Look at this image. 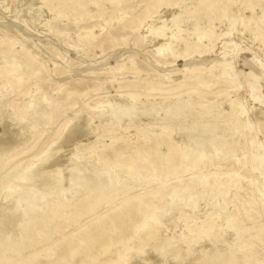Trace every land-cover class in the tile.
Wrapping results in <instances>:
<instances>
[{"label":"rangeland","instance_id":"1","mask_svg":"<svg viewBox=\"0 0 264 264\" xmlns=\"http://www.w3.org/2000/svg\"><path fill=\"white\" fill-rule=\"evenodd\" d=\"M192 2L171 0L168 5H163L165 8L162 6V9L157 11L158 13H151L148 8L149 0H118L115 4L103 1L100 8L88 4L84 7L82 14H70L68 9H61L57 5L58 1L52 3V11L49 12L45 6L46 0H0V124H2L0 125V138L4 129L3 125L9 132L14 133L16 139L18 138L15 141L16 145L10 151L12 155L27 148L35 136L39 138L38 147L23 154L14 163L8 164L9 166L7 165L4 170L0 168V241L9 236L12 238V243L18 245L21 230L26 223L23 219L20 221L19 213L13 214L16 205L15 198L6 200L5 192L9 186L19 185L20 189L16 194L31 188L35 190L36 196L49 194L46 203H60L59 200H65V203L75 204L89 194L87 193L89 187L95 183L92 182L93 179L96 182L105 183L100 173L102 169L106 171V168L102 162L98 161L99 153L103 154L106 160H112L113 156L120 155L129 158L134 153L141 161H144L145 152L152 151L147 159L151 162L150 170L146 167L139 173L145 179L143 182H137L134 186L125 183L123 187H115L110 201H102L94 213L78 217L77 224H70L61 234H53L51 238L34 248L20 249L15 256H28L31 251L39 256L41 250L43 251L48 246L47 243L56 242L62 236L85 229L84 225L94 215L102 214L107 208H115L125 200L145 196L147 192L145 188L151 181V174L158 179L155 183L157 185L164 182L177 191L184 187L187 188L186 192L182 193L174 203L160 198V194L166 195L171 190L170 188L163 189L157 196L154 203L158 205V210L163 214L158 228L153 229L148 226L143 238L135 235L134 228L132 229L135 232H133L134 235L129 236L131 230L125 233L123 222H120L117 228L110 227L107 222L102 230L107 233L106 238L112 243L107 246V250H104L106 253L102 252L101 247L96 246L92 250V256H95L93 260L84 263V261H79L80 257H77L75 264H123L120 255L127 256L126 264H188L186 263L187 258H177L171 255V249L179 250L180 246L183 250L179 251L183 254L188 252L190 254V251H194L190 257L195 258L197 255L196 258L202 256L206 258L213 253H222L227 248L238 244L240 236L255 239L262 232L264 212L259 209V203L261 198L264 200L263 180L257 171L248 170L245 164L254 161L264 152V135L260 130V128L264 129V69L257 64V60H264V46L260 41L254 40L257 28L253 20L244 29L238 25L236 31L234 29L229 37L242 49L235 59L228 54L221 55L223 51H227L223 49V43L226 40H218L211 52L206 55L193 54L184 59V48L177 44L171 36L174 32L173 37H176L180 31L178 34L181 37L193 39L192 36H188L193 29V20L190 18L196 0ZM183 6H187L181 17L183 20L173 23L172 15H177ZM254 6L257 20L261 16L262 9L260 3L255 2ZM239 8L243 16H250L249 10L242 6H238ZM57 10L60 11L57 12ZM52 15L59 17L55 21V27L49 29L47 23ZM216 15L211 22L202 20L201 26L205 28L210 26L214 35H220L226 32L229 24L225 18L219 20L220 13ZM165 25L167 28L170 27V30L163 32L159 28ZM9 39H16L17 43L11 45ZM168 44L173 48L172 54L164 53L165 64L156 63V50L161 47L166 48ZM29 54L33 57L35 64L33 66H28L29 62L26 57ZM224 62H234L233 81L227 82L220 76L223 68L221 65ZM5 64L20 67L21 77L4 76L1 71ZM202 73L206 75L204 80L208 78L206 79L207 89L198 88L197 83H193ZM248 73H253L257 77V86L261 94L258 102L253 98L247 99L244 91L241 90L240 83L242 84L246 77L242 75ZM177 85H180V88H177ZM194 87L198 89V92L207 93V95L200 97L198 92H194ZM152 88H154L153 91L150 90ZM175 88L177 90H174ZM186 92H192V94L183 95ZM217 93H221L220 96L216 97ZM129 94L139 95L136 102L138 107L135 105L133 110L134 115L132 113L117 121L115 117L112 119L113 116L106 115L107 110L104 107H97L98 103L110 102L116 104L118 109L124 110L130 105L127 99ZM181 96L183 102L190 103H188L189 109L181 119L174 118L176 113L173 112L172 118L175 121H165L164 109L169 108L173 101H179L180 104ZM236 99L245 102V105L247 104L250 108L247 118L250 123L252 122L253 130H258V136L255 131L252 132L255 135L251 134L256 137L254 140L250 133H244L246 135L242 136L238 133L228 137L227 143L235 147L230 153L222 151L215 153L214 149L207 145L204 152L209 158L205 165L199 167V177L205 178L207 185L203 191L196 190L193 184L195 179L193 168L181 166L175 170L171 167L167 161L168 147L163 144V140L168 138L173 146L184 148L185 153L192 151L195 145L194 140L199 137L200 133L198 126L196 127V123L200 121L197 117L203 116L197 105L199 106L202 102L212 108L210 109L212 115H209V119L212 118L210 120L206 118L202 121L203 124L212 125L213 132L210 135H222L220 131H222L224 121L232 114L235 115L237 111L233 105H230L229 100L236 101ZM50 104L55 107L53 112L60 110L61 114L56 119L54 117L52 126L46 127V121L39 119V114L41 107L48 109ZM28 105L39 106L37 108L39 110L28 112L26 111ZM88 108L90 113L87 112ZM215 113H220V117H214ZM22 115L25 116L23 120L20 119ZM189 116L196 120L193 121ZM217 126L220 131L218 128L216 130ZM45 127L47 129L44 131ZM68 129L73 130L74 135L66 138ZM110 131L113 138H100L103 133H110ZM245 139L253 144L248 145L250 143ZM156 142L158 145L152 149V144ZM138 144H142L146 149L135 151V146ZM259 145H262V148L258 149ZM180 154L181 152L178 155ZM15 163L21 164L23 169L27 167H24L25 164H29L28 172L31 176L27 177L24 183L16 176L10 177L9 171ZM78 164L80 167L84 166V170L87 169L89 176L85 177L86 180L88 179L87 182L81 180V183L80 172L72 169ZM89 168H92L91 170L95 173ZM98 170L100 171L97 172ZM58 172V176L62 178L59 183L56 175ZM231 173H237L245 178L241 179L237 188L229 185L226 175ZM42 177L45 181L42 182L43 184L40 182ZM124 177L127 183L133 181L130 179L131 176L125 175ZM248 180L251 181L250 184ZM84 181L87 184H83ZM89 181L92 182L90 185ZM86 187H88L87 190ZM251 187L255 190L253 195L249 193ZM223 192L226 194L222 195ZM187 200H191L195 210L182 206ZM217 202L224 203V211L220 212L218 207L216 208ZM25 205V202L21 203V207ZM68 211L63 210L56 221L62 223ZM41 213V209L37 208L31 212L30 216L40 217ZM226 213L236 220L238 235L236 237L232 235L224 218L223 220L217 218L218 215H226ZM180 215H182L181 218H179ZM193 217H195V222H192ZM217 224L220 228L213 227ZM187 230L191 231L190 234H187ZM209 230L215 234L206 237L204 233ZM119 235L128 242L123 245L117 244ZM181 235L188 236L189 239H198V241L192 244L193 246H190L192 249L188 251L185 245H175L174 239ZM128 236L129 239H127ZM164 240L168 241L165 242L163 248L154 251L155 244ZM140 241H143L144 246L138 250ZM170 243L174 244L173 248ZM80 244L84 246L85 243ZM253 245L258 248L262 247L260 243ZM49 262L52 263V261Z\"/></svg>","mask_w":264,"mask_h":264},{"label":"bare ground","instance_id":"2","mask_svg":"<svg viewBox=\"0 0 264 264\" xmlns=\"http://www.w3.org/2000/svg\"><path fill=\"white\" fill-rule=\"evenodd\" d=\"M46 1H47V3L45 4V6L47 7L46 9L49 12L52 11V3L54 1H58L57 5L60 6L61 9H65V8L68 9L70 11V14H77V13L82 14L84 7L88 4H93V6L95 5L96 7L100 8L103 1L110 2L113 4L118 2V0H46ZM189 1L192 2L193 0H189ZM170 2H171V0H149L148 8L151 11V13L157 12L163 5H168ZM255 2L260 3L261 9H262L261 16L259 17V19L257 18V20L255 19L256 15L254 12ZM238 6H240V7L242 6V7H244V9L249 10V12L251 13L250 16L249 17L243 16L242 10L240 8L238 9ZM163 7L165 8V6H163ZM186 7L187 6H183L177 15H174V16L172 15V17H173L172 22L173 23L178 22L179 20L180 21L183 20V18H181V17L183 16V13H184ZM59 11L57 10V12H59ZM189 12L190 11H188V13ZM217 13H220L219 20L221 18H225V19H227L228 24H229L228 28H226V32L221 33L220 35H214L212 28L210 26H208V28L201 26L202 20H208L211 22V20L214 19L213 17ZM63 14H62V16H63ZM238 14L240 15L239 17H238ZM58 17H59L58 15H54V16L52 15L51 20L47 23V27L49 29L55 27V21L57 20ZM190 19L193 20V29H192L191 34L188 33V36L189 35L192 36L193 39H186L184 37H181V35L178 34V33H180V31L177 33L176 37H173L174 32L172 31L173 33L171 36L175 42L177 41V44L181 45L184 48V51H185L184 52L185 55L183 56L184 59L192 56L193 54L194 55L197 54V55L201 56L204 54L206 55V53H210L211 50L214 48L215 43L218 40H226L223 43V49L227 50V51H223V53H221V55L225 56L228 54V55H231L233 59H235L236 56L242 52V49H241V47H239V45L232 42V40H230L229 37H230V35H232V32L234 29H235L234 31H236V27L238 25H240L241 28L244 29L253 20H255V24H256L255 27L257 28V30H255L254 40L260 41L264 46V0H196V4L193 8ZM168 28L165 25V26H161L159 29L161 31L165 32V31L170 30V27H168ZM245 31L246 30H244V32ZM250 35H252V34H250ZM171 37H169V38H171ZM161 39L163 40V38H161ZM165 39H166V37H165ZM16 41H17L16 39H9V43L11 45H15L17 43ZM164 41L167 42V40H164ZM205 43H206V45H205ZM172 49L173 48H171L170 44H168L166 46V48L165 47L158 48L155 52L156 63L165 64L166 62H165V54L164 53L169 52L170 54H172ZM26 59L29 62L28 66L35 65L34 61H33V57L30 54L26 57ZM233 64H234V62H232V63L224 62L221 65L223 68H222V73H220V76L223 79H225V81H227V82L233 81V77H234V75H233V69H234ZM257 64L261 69H264V60H261V61L257 60ZM19 68L20 67H13V65H11V64H5L4 67L2 68L1 73L4 76H8V77L9 76L12 77L15 75L21 77L22 72ZM205 76L206 75L202 73V75L196 77V79L193 83H197L198 88L202 87V88L207 89L208 86H207L206 79H208V78H206L204 80ZM242 76H244V77L246 76L244 78L243 83L242 84L240 83V87L242 86L241 90L244 91L245 97L247 99L253 98L256 102H258L260 100L259 98H260L261 94H260L259 88L257 86V77L253 73H248L247 75H242ZM238 77H240V76H238ZM177 88H180V85H177ZM177 88H175L174 90H177ZM153 89L154 88H152L150 90L153 91ZM194 90H195L194 91L195 93L198 92V89L197 88L195 89V87H194ZM169 91H167V92H169ZM191 94H192V92H189V93L186 92L183 95L190 96ZM197 94H199L200 97H204L205 95H207V93H203V92L202 93L198 92ZM220 94L221 93H217V94H215V96L216 97L220 96ZM182 96L180 98L181 100H182ZM138 97H139V95L129 94L127 99H129L130 105L128 107H126L124 110L120 109V108L118 109L116 104H112L110 102H106V103H102V104L98 103L97 107H99V108L104 107V109L107 110L106 115L108 114L109 117H110V115L113 116L112 119H114V117H115L116 120L117 119L120 120V119H122V117L130 116L133 113L135 105L137 106L136 102L138 100ZM122 98H124V97L122 96ZM189 98L190 97H188V99ZM140 101H141V99H140ZM193 101L194 100H192V102ZM229 101H230L229 102L230 105H233V107H235L237 109V111L235 112V115H233L231 113L232 116L224 121L225 123L223 125L222 131L219 130L218 126L216 127V130L218 128V130L222 133V135H220V136L219 135L218 136L217 135L216 136L210 135L213 132L211 130L212 125H209V124L207 125L206 123L203 124L202 121L206 120V118L209 119V115H212V114H210L211 113L210 109H212V108L210 105L202 102L199 106L197 105V108L198 107L200 108V111H201L203 116L201 118H198L199 116L197 117V119L198 120L200 119V121H198L196 123L197 124L196 127L198 126L197 129H198V132H200V133H199V137L196 140H194L195 145H194V149L192 151H187V153H185L186 150L184 148H180V147L178 148L177 146H173L168 138L163 140V144H165L168 147L167 161L169 162L171 167H173L175 170L179 169L181 166H183L185 168H188V167L193 168L194 178H195L193 184H194V187L196 190H202L203 191V189H205V187L207 185L206 179L203 177H199V172H200L199 167L202 165H205L206 160L209 158V156H207L204 152L206 150L205 147L207 145L211 146L212 149H214L215 153H217V151H222L224 153H230L233 151V149L235 147L233 144L227 143L228 137L230 138L234 134H238V133L241 134V136L246 135L247 133H250V135L251 134L255 135L252 133L255 131H256L255 133L257 134L258 130H255V131L253 130V126L251 125L252 122L250 123L248 118H247V116L250 112V108L247 107V104L245 105V102L241 101L240 99L239 100L236 99V101H231V100H229ZM174 102L175 101L171 102L173 104H171L169 106V108L164 109V107H163V109L165 110L164 111L165 115H166L163 118H166L165 121H167V122L174 120L172 118L173 112L176 113V114H174L175 116H173L174 118L178 117L179 119H181L190 107V105H189L190 103L189 102H183V100H182V102H180V104L178 103L179 101L175 102V103ZM141 103H142V101H141ZM159 103H161V102H159ZM168 104H170V103H168ZM196 104H197V102H196ZM104 105H106V106H104ZM139 106H141V105H139ZM141 107L143 108V106H141ZM37 108H39V106L35 107L32 105H28L26 107V109H27L26 111H28V112L31 110L34 111ZM54 109H55V107L52 106L51 104L49 105L48 109L41 107L39 119H43L44 121H46L45 122L46 127L52 126L54 123V117L56 119V117L61 114L60 110L53 112ZM145 109H144V112H145ZM37 110H39V109H37ZM140 110H142V109H140ZM151 110H154V109H151ZM99 111H100V109H99ZM137 111H139V110L137 109ZM148 111H149V109H148ZM87 112L90 113L89 108L87 109ZM93 113H95V112H93ZM97 113H98V111H97ZM138 113L140 114V112H138ZM98 115H100V114H98ZM133 115H134V113H133ZM142 115H143V112H142ZM219 115H220V113L219 114L215 113L214 117L219 118L220 117ZM96 116H97V114H96ZM24 117L25 116L22 115L20 117V119L23 120ZM104 117H105V115H104ZM189 117H191V116H189ZM195 117L196 116H194V118ZM184 118H186V117H184ZM211 118L212 117H210V119ZM243 118H245V119H243ZM191 119H192V117H191ZM119 120H117V121H119ZM195 120H196V118H195ZM195 120H193V121H195ZM105 121H107V119H105ZM169 124H171V122ZM0 125H2V124H0ZM162 125H163V123H162ZM3 126H4V129H3V133H2L1 138H0V168L2 170H4L8 164L14 163L18 158L22 157L23 154H26L27 152H31L36 147H38L37 142L39 139V138L37 139L35 136L33 138V142H31V144L27 148L23 149V151L18 153V154L12 155L10 153V151L16 145L15 141L18 138L16 139V137H14V133L12 134L11 132H9L6 129L5 125H3ZM46 127L44 128V131L47 129ZM33 128H32V130H33ZM260 130H261L262 134L264 135V129L260 128ZM69 131L67 132L68 134L66 135V138L68 136L72 137L74 135L73 130H71L70 132ZM192 131H193V129H192ZM244 133H246V134H244ZM166 134H167V132H166ZM250 135H248V136H250ZM248 136H246V137H248ZM257 136H258V134H257ZM105 137L113 138L111 131H110V133H103L100 136V138H105ZM254 137L252 136L253 140H254ZM116 141H119V140H116ZM246 141L249 142L248 139ZM112 142H113V140L111 141V143ZM238 143H239V141H238ZM249 143L250 144H248V143L247 144L248 145L253 144V142H249ZM157 145L158 144L156 142L154 145L152 144L151 148L152 149H153V147L156 148ZM257 148L258 149L262 148V145H259ZM143 149H146V147L143 146L142 144H138L137 146H135V151L136 150L141 151ZM151 152H152L151 150L145 152L146 154H144L143 158H146V159L144 161H141L138 158V156L135 155L134 153H132V156H130L129 158H126L124 155H120L118 157L113 156L112 160H106L102 156L103 154L99 153L98 154V161L102 162V164L106 168V169L104 168L106 171H104L102 169L101 173H100L102 175V177H104L103 180H105V183L103 182L104 184H102L101 182H96L95 179L92 178L94 180L93 181L91 179L92 182H95V183L90 182L91 180L88 182L89 185H90V183H92L91 186L89 187L88 192H87L89 194H87L82 200L76 202L75 204H73V203L68 204L67 202L65 203L64 202L65 200L64 201L59 200L60 203L59 202L58 203H56V202L46 203L45 201H46V198L49 194H47V195L42 194V195L36 196L37 194H36L35 190L32 188L30 190H26V191H23L19 194H16L20 189L19 185L9 186L5 192L6 200L11 199L12 197L15 198L16 205H15L13 214L19 213V217L21 218L20 221L23 219V221H26V223L23 225V228L21 230V238H20V242L18 245H14L12 243V238L9 236H6L2 241H0V264H11V263H13V264H75L77 262V257H80L79 261H84V263H87V262H90L91 259L92 260L94 259L95 256H92V254H93L92 250L96 246L101 247L102 252L106 253V251H104V250H107V246L111 245L110 243H112V242H109V240L106 238L107 233L105 231L103 232V230H102L105 223H107V222L109 223L110 227H113V228H117L119 223L123 222L125 224V231H126L125 233H128L129 230H131L129 232L130 235L129 234L128 235L129 236H131V234L134 235L135 232L133 230L135 229L136 230L135 235L136 236H142L143 238L146 234V229H148V226H151L153 229H157L159 224L161 223L160 221H161V217L163 215L161 213V211L158 210V207H157L158 205L156 203H154L155 199H157V196L162 192L163 189L170 188L171 190L168 191L166 193V195L160 194L161 195L160 198L162 200L167 199L171 203L172 202L174 203L182 193L186 192L187 188L184 187L180 191H177L173 187L171 188L170 185H166V183H164V182H161V183H159V185H157L155 183L158 182V179L155 176H152V174H151V178H150L151 181H150V183L149 182L147 183L146 188H145V189H147V192H145L146 193L145 196L136 197V198L134 197L133 199L125 200L124 202H122L120 205H118L115 208H107L106 211H104L102 214H100L98 216L94 215L84 225L85 229L78 230L71 235L62 236L56 242L47 243L48 246L46 248H44L43 251L41 250L39 256L36 253H33L32 251L30 252V254L28 256H19V257L15 256V254H17L20 249H24L26 247L29 249L34 248L35 246L42 244L44 241L51 238V236L53 234H61L62 231L65 230L70 224H72V223L77 224L78 217H81L84 214L94 213V211H96V209L99 208V205L102 201H105V202L110 201V197L113 195L115 187H123L125 183L129 186H134L135 183H137V182H143V180H145V179L142 176H140L139 173L142 171V169H144L146 167L148 170H150L149 166H150L151 162L147 159L150 156ZM179 152H181L180 156L178 155ZM263 154H264V152L262 153V155L257 156L254 161L247 162L245 165L248 167V170L258 172V174L262 177L263 186H264V156H263ZM177 155L179 157H177ZM92 158H93V156H92ZM173 159H175V160H173ZM28 165L29 164H25L24 167L25 166H27V167H25L23 169L21 164L15 163L9 171L10 177L16 176L19 178V180L22 183H24L25 182L24 180H26L27 177L29 178V176H31V174L28 172L29 171ZM79 165L80 164H78V166L77 165L74 166L72 169L77 170L78 173L80 172L79 173L80 176H79V174H77V176L80 177V178L79 177L78 178L80 179V182H81V180H86L85 177H86V175L88 176V173H87V169H85L86 171L84 170V166L80 167ZM81 165H83V164H81ZM91 165H93V164H91ZM95 167H96V165H95ZM91 169H90V171L94 172ZM73 170H72V173H73ZM70 171H71V169H70ZM99 171L100 170H98L97 172H99ZM58 174H59V172L56 174L58 177L57 179H58V183H59L60 181H62V178L59 177ZM53 175H55V174H53ZM125 175L128 177L131 176L130 179H132L133 181L131 183L130 182L127 183L125 181V177H124ZM94 176H96V175L94 174ZM226 176H227V179L229 180V185L231 184L232 187H236V188L238 187L237 185H240L239 183H240L241 179H245V178H242L237 173H231V174L226 175ZM16 177H14V178H16ZM95 178H97V176ZM52 179H53V177H52ZM77 179H76V181H77ZM87 180H86V182H87ZM98 180H100V179L98 178ZM43 181H44V179L42 177L40 182L42 183ZM248 182H249V180H248ZM250 182H249V184H250ZM74 183H77V182H74ZM83 184H87V183H85V181H84ZM77 185H78V183H77ZM84 186H86V185H84ZM80 187H81V184H80ZM81 188H83V186ZM87 188L88 187H86V190H87ZM76 193H78V192H76ZM249 193L251 195H253V194H255V190L251 187ZM15 194L17 196H15ZM74 194H75V192H74ZM225 194H226V192L222 193V195H225ZM58 198H60V197H58ZM22 202L26 203L25 207H21ZM69 202H70V200H69ZM216 205H217L216 208L218 207L220 212L225 210V205L223 202H219ZM182 206L190 207V208L195 210V208L192 206L191 200H187L184 203V205H182ZM37 208L41 209V212H42L41 216L40 217L30 216L31 212L33 210H36ZM168 208H169V204H168ZM65 209H67L69 211H68L67 215L65 216L64 221L62 223L56 221L57 218H59L61 216L62 211ZM259 209L261 210V212H264V200L262 198H261L260 203H259ZM181 216L182 215H180L179 218H181ZM217 218L218 219L221 218L222 220L224 218V220L226 221V225H228V227L230 228V230L232 232V235L235 237L238 236L237 230H236L237 224H236V220L234 217H232L231 215L226 213V215H221V214L218 215ZM191 219H192V222H195V217H193ZM149 223H151V224L148 225ZM213 227L220 228V225H218V224L213 225ZM261 229H262V232H260L255 239H249V238L246 239L244 236H240V237H238V240H239L238 244L233 245V246L230 245L231 247L227 248L222 253H219V254L213 253L212 255H210V257L208 256L206 258H205V256L196 258L197 255H195V258L190 257V254L194 251H190V254H189V252L185 253V254L181 253L180 251H182L183 249H180V246H179L180 251L177 250L176 248H173L174 244H172L173 243V240H172V243H170L172 245L171 247L173 248V249H171V255H173L177 258H179V257H181V258L183 257L184 259L187 258L188 261H186V263H188V264H264V225L262 226ZM116 230L117 229H115V231ZM151 232H153V231H151ZM190 232H191L190 230H187V234H190ZM204 234H206V237H210V236L214 235L215 233L213 231L209 230V232L204 233ZM126 235H125V237H126ZM129 236L127 237V239H129ZM167 241L168 240H164L163 242L155 244V246L153 247L154 251H159L160 248H163V246L166 244L165 242H167ZM170 241H171V239H170ZM174 241H175V245H177V244L185 245L186 249L189 251L192 249V248L190 249V246L192 244H195L198 241V239H189L188 236L181 235L178 238L174 239ZM81 242L85 243L84 246H82L83 243L80 244ZM127 242L128 241L125 238H123V236L119 235L117 244L123 245V244H126ZM255 243L262 244V247L261 248L255 247L253 245ZM143 246H144L143 241H140V244L138 245V250H141L143 248ZM81 247H83V249ZM126 251H128V250H126ZM192 254H194V253H192ZM120 257H122L123 264H126L127 260H128L127 256H123V255L121 256L120 255ZM49 261H52V263H50Z\"/></svg>","mask_w":264,"mask_h":264}]
</instances>
